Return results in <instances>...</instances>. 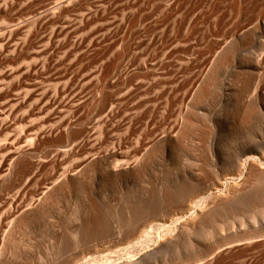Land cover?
Returning a JSON list of instances; mask_svg holds the SVG:
<instances>
[{
    "label": "bare ground",
    "instance_id": "6f19581e",
    "mask_svg": "<svg viewBox=\"0 0 264 264\" xmlns=\"http://www.w3.org/2000/svg\"><path fill=\"white\" fill-rule=\"evenodd\" d=\"M16 8L21 14L12 16ZM1 18L5 20L0 25L1 247L11 246L20 229L41 221L75 193L87 216H82L72 242L83 243L94 230L100 234L110 230L101 195L92 189L96 177L105 185L138 181L166 149L184 150L204 165L214 118L210 125L206 119L210 111L206 117L198 111L212 95L224 93L229 102L216 109V117L213 114L219 130L225 131L216 130L221 139L225 133L226 140L234 133L240 136L248 122L264 115V0H0ZM226 35L230 40L222 41ZM256 39V50H250ZM238 56L240 65L224 87L222 73ZM246 138L238 139L243 142L235 148L240 152L232 167L229 163V170L215 173L210 186L222 187L221 193H208L204 205L189 196L184 205L192 211L187 216L175 219L174 227L157 224L168 237L153 242L152 227L129 222L123 238L107 245L112 257L106 253L81 264L102 263L104 256L111 260L103 264H157L162 253L194 232L210 238L209 228L217 218L215 230L221 236L204 258L213 253L210 259L218 262L240 251L248 253L241 264H264V190L259 205L247 211L248 229L223 233L237 209L248 210V199L260 193L251 185L248 189L249 178L264 184V136L249 139V147ZM219 144L224 152L234 153L229 143ZM15 186L20 187L17 193L4 195L6 187ZM172 187L160 190L163 200L171 197ZM4 258L0 253V264Z\"/></svg>",
    "mask_w": 264,
    "mask_h": 264
},
{
    "label": "rangeland",
    "instance_id": "374dc122",
    "mask_svg": "<svg viewBox=\"0 0 264 264\" xmlns=\"http://www.w3.org/2000/svg\"><path fill=\"white\" fill-rule=\"evenodd\" d=\"M24 6V5H23ZM19 7V6H18ZM17 7V8H18ZM17 8L12 11L14 12L13 15H20L21 13H18V11L22 12L24 11L22 5L20 6V8ZM20 9V10H19ZM22 10V11H21ZM16 11V13H15ZM27 18V17H26ZM2 19V18H1ZM0 19V25L2 26V24L4 25L5 20L2 19L1 21ZM25 20V18H22V21L19 19L18 21L23 22ZM21 22H12V24L15 25H19L22 24ZM2 23V24H1ZM11 23V22H10ZM9 23V25H11ZM228 27H225V30H227ZM231 38V36L226 35V36H222L221 39L223 41H229ZM256 39L254 41V46L251 47L250 50L254 49L253 51L256 50L258 43H257ZM259 41V40H258ZM235 60V61H234ZM234 60L232 61V65H229L228 68L226 67V70L222 73L223 76H221V79L224 81L222 82V86H226L227 82L231 81L232 77H233V73L235 72V68H237L240 65V57L238 56L234 58ZM237 63V64H236ZM237 70V69H236ZM223 77V78H222ZM227 77V78H226ZM226 78V80H225ZM228 82V83H229ZM225 84V85H224ZM215 95V94H214ZM212 95L210 98H208L204 103L201 104L202 107L199 108V114L203 115V116H207L206 114L208 113V116L206 117V119L209 120L210 125L213 123L214 124L211 126L212 128L210 130H212V132L210 131L209 134V138L206 141V151L208 150V163L211 164H204L202 165L201 162L195 161V159L192 158L191 154H189L188 152L184 151V150H179V151H175V152H171L170 150H165L163 152H161V155L158 156V158L150 165L148 172H146L140 179H138V181H134V182H119V185H105L101 179H98L99 177H96L95 179H93L92 181V189L95 190V193L98 195H101L100 198L103 201L102 203H104L103 206V215L106 219L105 222H108L109 226L113 229L117 228L116 232H112L110 230L106 231L104 234L101 233L100 231L95 232V230L86 237L87 239L82 240L83 243H81L80 241H74L72 242V240L74 239L73 235L76 234V228H78V226L81 225L82 223V219L85 218L84 215L87 216V214L81 210V208L84 207H80V205H82L81 203V196H77V194L79 195V193H75L73 195H71L69 198H64L62 199L60 202H58V205L56 204L55 208L52 209V211L49 213V215H46L44 217V219H42L41 221L39 220V222H34L30 228H26V229H20L16 235L18 236H14V240L16 239V241L13 242L11 241V246H7L8 248H4L3 246V250L0 249V253L3 254V260L1 262V264H52L56 261L55 264L58 263H65L66 264H81V262L83 263V260L85 261L86 259H93L94 257L96 258L99 256H103L106 253L109 254V256L112 253V251L109 249L108 246H110L113 242L116 243L115 240H119L120 238H123L122 236L125 235L124 230H127L126 224L128 225L129 222H132L133 224H137L138 225H142L144 224L147 228L152 227L153 232H152V236H153V242L157 241V239H164L166 237H168V234H166V231H160L158 228L159 224H166V225H170L172 227H174L172 224L175 221V219H178L181 216H187L191 211L189 210L187 207V209L185 208V203L186 201H188V199H190V197L193 200H203L204 202L202 203V205H204V203H206L208 201L207 198H209V194L212 193L211 195H216L221 193L223 190L222 187H212L210 185H212L211 183L214 181L215 177L223 172L224 170H229L230 166L232 167V163L234 162L235 157L234 156H238V153L240 152L238 150L239 146L241 148V140L243 139L245 141V139H247L246 137H248V147L250 144V140L253 139H260V136H264V115L260 114L255 116L250 122H248V125L244 130H242L239 135L242 136H238V133H234L233 135V139L230 138L231 136H228L227 140L226 138V133H225V138L222 140L221 137H219L221 132H224L222 127H220L221 130H219L218 126L215 124V117H216V113L217 111L221 108V107H226L228 105V101L225 102V99L227 100L225 94H221L220 92L217 93L215 96ZM218 95V96H217ZM251 97V95L249 96ZM216 98V99H215ZM221 98V99H220ZM223 100V102H222ZM225 102V103H224ZM223 103V104H222ZM217 104V105H216ZM223 105V106H222ZM226 105V106H225ZM208 106V107H207ZM215 107V108H214ZM220 107V108H219ZM206 108V111H205ZM214 108V109H213ZM219 108V109H218ZM218 109V110H216ZM214 111V112H212ZM202 112V113H200ZM204 112V113H203ZM215 113V114H214ZM211 114L213 116V114L215 115V117L213 116L211 118ZM263 117V119L261 117ZM260 117V118H258ZM214 118V120L212 121V119ZM259 119V120H258ZM256 122H255V121ZM263 120V121H262ZM250 123V124H249ZM263 126H260L262 124ZM217 126V128H216ZM260 126V127H259ZM251 127V128H250ZM263 127V128H262ZM215 128V129H214ZM248 128V129H247ZM259 128H262L261 132ZM220 131V133L217 131ZM248 130V133H247ZM253 130V131H252ZM257 131H260L257 133ZM215 132V133H213ZM243 133V134H242ZM246 133V134H245ZM263 135H262V134ZM237 134V136H236ZM248 134V135H247ZM245 136V137H244ZM251 136V137H250ZM253 136V137H252ZM255 136V137H254ZM259 136V137H258ZM241 139V140H236V138ZM258 137V138H257ZM213 139V140H212ZM218 139V140H217ZM232 139V140H231ZM250 139V140H249ZM225 141L226 145L229 143L228 148H232V151H234V153L230 152L226 153L224 152V150H222V148L220 147V142L221 141ZM232 141V143L230 144L229 141ZM219 141V143H218ZM233 141H237L233 143ZM239 142V143H238ZM49 144V143H48ZM217 144V145H215ZM233 144V145H232ZM210 147H209V146ZM218 146V148H217ZM212 147V148H211ZM208 148V149H207ZM235 148H237V150H235ZM218 151V152H217ZM237 151V153H236ZM182 152V153H181ZM210 152V154H209ZM223 152V153H222ZM177 153V154H176ZM179 153V154H178ZM188 153V154H187ZM236 155H232L235 154ZM185 154V155H184ZM227 154V155H225ZM176 155V156H175ZM183 155V156H182ZM189 156V157H188ZM210 156V157H209ZM220 156V157H219ZM225 158H224V157ZM230 156V158H229ZM164 157V158H163ZM228 159H227V158ZM210 158V159H209ZM213 158V159H212ZM193 159V160H191ZM233 159V160H232ZM211 160V161H210ZM214 160V161H212ZM223 161V163L221 161ZM157 161V162H156ZM233 161V162H232ZM192 162V163H191ZM186 163V164H185ZM222 163V164H221ZM230 163V164H229ZM213 164V165H212ZM228 166H227V165ZM184 165V166H183ZM187 165V166H186ZM223 165V166H222ZM202 167V168H201ZM226 167V169L224 168ZM188 168V169H187ZM199 168V169H198ZM205 168V169H204ZM224 168V169H223ZM215 169V170H214ZM206 170V171H205ZM221 170V171H220ZM201 171V172H200ZM203 171V172H202ZM213 171V172H212ZM224 171V172H225ZM148 173V174H147ZM217 175H216V174ZM213 175V176H212ZM210 176V177H209ZM199 177V178H198ZM253 177V176H251ZM249 178L250 181H248V189L249 186L254 189L256 188L255 192H260L257 194H254L252 197H250V199H248V210H247V206H241L240 208H238L237 211L238 213H234L233 214V219H230L232 222V225L230 228H228V230H224L225 234H231V233H236L238 231H243L246 229H248L249 225H250V219H249V214L250 213V207L252 209V207L258 206L259 203L262 200V193L261 190H264V184L263 182L259 183L256 182L254 180V178ZM158 178V179H157ZM165 178V179H164ZM196 178V179H195ZM170 179V180H169ZM208 179V180H207ZM248 179V180H249ZM254 182H252L253 180ZM101 180V181H100ZM152 181V182H151ZM156 181V182H155ZM177 181V182H176ZM202 181V182H201ZM102 182V183H101ZM136 182V183H135ZM155 182V183H154ZM169 182V183H168ZM252 182V183H251ZM154 183V184H153ZM203 183V184H202ZM208 183V184H207ZM143 184V185H142ZM185 184V185H184ZM192 184V186H191ZM259 184V185H258ZM126 185V186H125ZM167 185V186H165ZM181 185V186H180ZM189 185V186H188ZM205 185L207 187H205ZM255 185L258 187H255ZM261 185V186H260ZM101 186V187H100ZM107 186V187H106ZM109 186V187H108ZM153 186V187H152ZM172 187V191L174 190V195L172 193L171 197H169V199L167 200H163L160 197V190H166L168 187L171 188ZM106 187V188H105ZM116 187V188H115ZM127 187V188H126ZM134 187V188H133ZM142 187V188H141ZM202 187V188H201ZM8 188V189H6ZM3 191L4 195L6 196V194H8V197H10L11 195H14L15 191L19 190L17 188H20L19 186H15L14 188H9L6 187ZM130 188V189H129ZM169 188L167 190H169ZM175 188V189H174ZM192 188V189H191ZM209 188V189H208ZM221 188V189H220ZM118 189V190H117ZM149 189V190H148ZM177 189V190H176ZM189 189V190H188ZM218 189V190H217ZM260 189V191H259ZM6 190V191H5ZM131 190V191H130ZM185 190V191H184ZM258 190V191H257ZM15 193H14V192ZM113 191V192H112ZM147 191V193H146ZM178 191V193H177ZM181 191V192H180ZM198 191V192H197ZM132 192V193H131ZM149 192V193H148ZM158 192V193H157ZM219 192V193H218ZM6 193V194H5ZM9 193H12L11 195ZM114 193V194H113ZM203 193V194H202ZM209 193V194H208ZM24 193H22L23 195ZM26 195L24 196L26 199L29 197L28 193H25ZM107 194V195H106ZM125 194V195H124ZM182 194V195H181ZM186 198H185V196ZM199 194V196H198ZM105 195V196H104ZM147 195V196H146ZM76 196V197H75ZM150 196H152L150 198ZM174 196V197H173ZM190 196V197H189ZM194 196V197H193ZM197 196V197H196ZM261 196V197H260ZM80 197V198H79ZM104 199H103V198ZM159 197V200L158 198ZM197 199H196V198ZM200 197V198H199ZM206 197V199H205ZM109 198V199H108ZM127 198V199H126ZM175 198V199H174ZM252 198V199H251ZM80 199V200H79ZM116 199V200H114ZM126 199V200H125ZM142 199V200H141ZM153 199V200H152ZM162 199V200H161ZM184 199V201H183ZM187 199V200H186ZM105 200V201H104ZM109 200V201H108ZM120 200V201H119ZM130 200V201H129ZM63 201V202H62ZM80 203H79V202ZM108 201V202H107ZM112 201V202H111ZM116 201V203H115ZM169 203H168V202ZM176 201V202H175ZM65 202V203H64ZM78 202V203H77ZM106 202V203H105ZM144 202V203H143ZM161 202V203H160ZM258 202V204H257ZM114 203V204H112ZM157 203V204H156ZM176 205H175V204ZM65 204V205H64ZM76 204V205H74ZM79 204V205H77ZM108 204V206H107ZM136 204V205H134ZM166 204V205H165ZM183 204V205H182ZM185 204V205H184ZM134 207H133V206ZM141 205V207H140ZM146 205V206H145ZM161 205V206H160ZM165 205V206H164ZM171 205V206H170ZM58 206V207H57ZM66 206V207H65ZM69 208H68V207ZM77 206V207H76ZM116 206V209H115ZM57 207V208H56ZM73 207V208H72ZM80 207V209H79ZM109 207V208H108ZM114 207V208H113ZM118 207V208H117ZM123 207V208H120ZM132 207V208H131ZM138 209H137V208ZM150 207V208H149ZM75 208V209H74ZM127 208V209H126ZM141 208V209H140ZM121 209V210H120ZM130 209V210H129ZM244 209V210H243ZM124 210V211H123ZM133 210V211H132ZM143 210V211H142ZM186 210V211H185ZM78 211V212H77ZM109 211V212H108ZM112 211V212H111ZM121 211V213H120ZM180 211V212H179ZM242 213H241V212ZM72 212V213H71ZM75 212V213H74ZM83 212V213H82ZM132 212V213H131ZM142 212V213H141ZM246 212V213H245ZM58 213V215H56ZM82 215H81V214ZM109 213V214H108ZM120 213V214H119ZM136 213L138 215H136ZM53 214L55 216H53ZM117 214V215H116ZM121 214H123V216L121 217ZM237 214V215H235ZM246 214V215H245ZM135 215V216H133ZM80 216V217H78ZM83 216V218H82ZM111 216V217H110ZM114 216V217H113ZM131 216V218H130ZM236 216V217H235ZM240 216V217H239ZM48 219H47V218ZM57 217V218H56ZM60 217V218H59ZM62 217V218H61ZM118 217V218H117ZM127 217V218H126ZM129 217V218H128ZM53 218V219H52ZM65 218V219H63ZM69 218V219H68ZM72 218V220H71ZM76 218V219H75ZM115 218V219H114ZM137 218V219H136ZM75 219V220H74ZM112 219V220H111ZM118 219V220H117ZM121 221H120V220ZM128 219V221H127ZM218 219H215V223H213L214 226H211V228H209L208 230L210 231V235L211 237L208 238L206 240V238L200 237L199 235H201L199 232H194L192 234H190L189 237H187L185 240L180 241L177 246H173L175 248H170V250H168L166 252V254L164 253V255H160V257L158 258L159 260L157 261V264H208V262L211 260L210 258L213 256L210 254V256L208 255L207 257L204 258L205 253L208 251V247L209 249L211 247H214L218 242V238H220L221 235H219V232H217L215 229V225L218 222ZM46 220V221H45ZM48 220V221H47ZM65 220V221H64ZM84 220V219H83ZM114 220V222H113ZM130 220V221H129ZM141 220V221H140ZM146 220V221H145ZM217 220V221H216ZM234 220V221H233ZM237 220V221H236ZM249 220V221H248ZM75 221V222H74ZM78 221V222H77ZM110 221V222H109ZM143 221V222H142ZM220 221V220H219ZM245 221V222H244ZM53 222V223H52ZM62 222V223H61ZM66 222V224H64ZM68 222V223H67ZM112 222V223H111ZM135 222V223H134ZM141 222V223H140ZM172 222V223H171ZM240 222V223H239ZM114 223V225H113ZM116 223V225H115ZM123 225H121V224ZM125 223V224H124ZM131 223V224H132ZM170 223V224H169ZM242 223V225H241ZM56 224V225H55ZM62 224V225H61ZM79 224V225H78ZM107 224V223H106ZM152 224V225H151ZM158 224V225H157ZM9 225V224H8ZM120 225V226H118ZM241 225V226H240ZM36 226V227H35ZM67 226V227H66ZM77 226V227H75ZM33 227V228H32ZM45 227V228H44ZM53 227V229H52ZM64 227V228H63ZM157 227V228H156ZM214 227V228H212ZM234 227V228H233ZM237 227V228H235ZM42 228V230H41ZM51 228V229H50ZM120 228V229H119ZM126 228V229H125ZM233 228V229H232ZM241 228V229H240ZM39 229V230H38ZM75 229V230H74ZM124 229V230H123ZM214 229V230H213ZM24 230V231H22ZM38 230V231H37ZM116 230V229H115ZM213 230V231H212ZM230 230V231H229ZM234 230V231H233ZM29 231V232H28ZM43 231V232H42ZM66 234H65V232ZM42 232V233H41ZM49 232V233H48ZM73 232V233H72ZM109 232V233H108ZM111 232V233H110ZM121 234H120V233ZM48 233V234H47ZM94 233V234H93ZM96 233V235H95ZM108 233V234H107ZM212 233V234H211ZM25 234V235H24ZM35 234V235H34ZM39 234V235H38ZM103 234V235H102ZM116 237H114V235ZM194 234V235H193ZM196 234V235H195ZM221 234V233H220ZM224 234V235H225ZM42 235V236H41ZM49 235V236H48ZM52 235V236H51ZM58 235V236H57ZM69 235V236H68ZM102 235V236H101ZM105 235V236H104ZM110 235V236H109ZM113 235V236H112ZM193 235V236H192ZM215 235V236H213ZM36 236V237H35ZM55 236V237H54ZM165 236V237H164ZM22 237V238H21ZM28 239H27V238ZM92 237V238H91ZM95 237V238H94ZM105 237V238H104ZM119 237V239H118ZM214 237V238H213ZM54 238V239H53ZM70 240H69V239ZM91 238V239H90ZM101 238V239H100ZM21 239V240H20ZM26 239V240H25ZM38 239V240H36ZM46 239V240H45ZM97 239V240H95ZM160 239V240H161ZM20 240V241H19ZM51 240V241H50ZM54 240V241H53ZM94 240V241H93ZM189 240V241H188ZM47 241V242H46ZM67 241V242H66ZM27 242V243H26ZM66 242V243H65ZM72 242V243H71ZM76 242V243H75ZM85 242V243H84ZM91 242V243H90ZM15 243V244H14ZM25 243V244H24ZM108 243V244H107ZM111 243V244H110ZM113 243V244H115ZM39 245V246H38ZM75 245V246H74ZM77 245V246H76ZM108 245V246H107ZM198 247H197V246ZM44 246V247H43ZM51 246V247H49ZM81 246V247H80ZM190 246V247H189ZM193 246V247H192ZM1 247V246H0ZM1 247V248H2ZM13 247V248H12ZM15 247V248H14ZM48 247V248H47ZM62 247V248H61ZM72 247V248H71ZM76 247V248H75ZM108 247V248H107ZM152 247V246H151ZM189 247V248H188ZM26 248V249H25ZM43 248V249H42ZM60 248V250H59ZM104 248V249H103ZM107 248V249H105ZM178 248V249H177ZM191 248L194 250V252L191 250ZM198 248V249H197ZM5 249V250H4ZM13 249V250H12ZM30 249V250H29ZM46 249V250H45ZM78 249V250H77ZM95 249V250H94ZM196 249V250H195ZM16 250V251H15ZM37 250V251H36ZM44 250V251H43ZM59 250V251H58ZM87 250V251H86ZM105 250V251H104ZM177 250V251H176ZM4 251V252H3ZM36 251V252H35ZM64 251V252H63ZM97 251V252H96ZM104 251V252H102ZM144 251V250H142ZM15 252V254H14ZM25 252V253H23ZM67 252V253H66ZM84 254H83V253ZM111 252V254H110ZM235 253H233L232 255H227L225 258H222V260L218 261V262H214V260H211L210 264H241V259L242 257L245 256V258H247V254L245 253H237L240 251H235ZM242 252V251H241ZM33 253V254H32ZM36 255H35V254ZM69 253V254H68ZM74 253V255H73ZM97 253V254H96ZM136 253V252H135ZM177 253V254H176ZM196 253V254H195ZM198 253V254H197ZM203 253V254H202ZM13 254V255H11ZM19 254V255H18ZM22 256H21V255ZM41 254V255H40ZM57 254V255H56ZM77 254V255H76ZM85 256H83V255ZM86 254V255H85ZM94 254V255H93ZM100 254V255H99ZM139 255V253H137ZM136 254V256H138ZM242 256H241V255ZM5 255V256H4ZM9 255V256H7ZM72 255V257H71ZM200 255V256H199ZM203 255V256H201ZM39 256V257H38ZM61 257L62 259L58 258ZM74 256V257H73ZM76 256V257H75ZM83 256V257H82ZM108 256V257H109ZM115 256V255H114ZM193 256V257H192ZM11 257V258H10ZM67 259H66V258ZM81 257V258H80ZM106 256L101 257L102 260L106 259L105 261L103 260V262H109V260H111V258H108ZM112 257V255H111ZM116 257V256H115ZM125 257H127V254H124V259H126ZM203 257V258H201ZM10 258V259H9ZM35 258V259H34ZM39 258V259H38ZM6 259V261H5ZM17 259V260H16ZM63 259H65L63 261ZM79 259V260H78ZM108 259V261H107ZM114 259V258H112ZM200 259V260H199ZM227 259V260H226ZM29 260V261H28ZM36 260V262H35ZM68 260V261H67ZM101 260V261H102ZM165 260V261H164ZM193 260V261H192ZM219 260V259H218ZM243 260V259H242ZM18 261V262H17ZM38 261V262H37ZM52 261V263H51ZM60 261V262H58ZM75 261V262H74ZM222 261V262H221ZM5 262V263H3ZM71 262V263H70ZM78 262V263H76ZM103 262L101 263L100 261H98L96 264H103ZM115 262V261H114ZM197 262V263H196ZM202 262V263H201ZM106 263V264H107ZM105 264V263H104Z\"/></svg>",
    "mask_w": 264,
    "mask_h": 264
}]
</instances>
